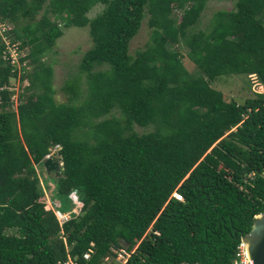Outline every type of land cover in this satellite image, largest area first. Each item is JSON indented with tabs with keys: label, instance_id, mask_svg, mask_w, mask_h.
Returning a JSON list of instances; mask_svg holds the SVG:
<instances>
[{
	"label": "trees",
	"instance_id": "16d2710c",
	"mask_svg": "<svg viewBox=\"0 0 264 264\" xmlns=\"http://www.w3.org/2000/svg\"><path fill=\"white\" fill-rule=\"evenodd\" d=\"M209 1L0 0V20L32 68L17 112L1 93L0 264H103L139 242L129 264L232 263L264 213V0H228L234 9L197 30ZM145 11L150 40L132 56ZM60 22L88 27L93 42L64 84L67 103L56 102L45 61L64 35ZM3 49L0 38V86L17 77ZM232 75L255 77L254 97L227 101L212 87ZM57 148V196L73 211L63 226L37 173Z\"/></svg>",
	"mask_w": 264,
	"mask_h": 264
},
{
	"label": "rangeland",
	"instance_id": "374dc122",
	"mask_svg": "<svg viewBox=\"0 0 264 264\" xmlns=\"http://www.w3.org/2000/svg\"><path fill=\"white\" fill-rule=\"evenodd\" d=\"M235 8V1L228 0H211L208 2L206 9L204 10L202 17L197 30H204L208 27L209 22L214 13L220 10H232ZM104 9L103 5H97L91 9L88 14L89 18H94ZM40 18V17H39ZM150 15L147 11H145V17L141 26V29L138 35L131 41L130 45V54L135 56L136 53L140 50H144L149 43L151 27L149 26ZM60 26L64 31L63 37H61L57 43L55 48L47 54L45 57V61L48 65H51L54 70L53 77V89L56 94L54 96L57 103H67L68 96L63 91L64 84L66 81L72 76L78 73L79 65L81 59L85 52L93 47V42L89 34V28H64L63 22H60ZM24 54L29 53L28 48H22ZM182 53L184 55L183 63L187 70L191 73L196 72L195 66L189 61L187 58V49L183 47ZM23 54V55H24ZM21 70L27 69V73L31 72L32 68L29 65V62L21 63ZM19 70V69H18ZM19 75V72H18ZM25 75V74H24ZM22 75V76H24ZM257 79L252 76L246 75H232V76H223L216 80L212 87L216 90L221 91L224 94L225 100L227 101H237L238 103H244L248 98L254 97V91L258 87V83L254 86ZM20 83V82H19ZM24 86L26 84L20 83V90L23 91ZM25 93V92H24ZM23 93V94H24ZM109 117H120L119 112L114 110ZM154 128L151 127H140L135 125L134 131L138 134L148 133L153 131ZM58 149H52L50 155H57ZM49 155V156H50ZM47 156V157H49ZM44 162V161H43ZM41 167L43 169L37 168V173L39 175V179L41 181V186L43 187L45 194L42 198V202L46 205L47 210H52L53 207H58L59 210L65 212L67 209L66 202L61 200L57 196V186L54 183V180L57 178L58 174L61 172L62 168L59 167L57 162L54 163L52 168H45L42 163Z\"/></svg>",
	"mask_w": 264,
	"mask_h": 264
},
{
	"label": "built area",
	"instance_id": "2783aa9c",
	"mask_svg": "<svg viewBox=\"0 0 264 264\" xmlns=\"http://www.w3.org/2000/svg\"><path fill=\"white\" fill-rule=\"evenodd\" d=\"M12 27L11 25L6 21L0 20V38L2 39V42L4 44V49L2 51V60L6 63L12 66V73H16L17 77H11L15 78L16 83L14 86L11 85V79L9 85H3L0 86V105L4 103L3 96L1 95L2 92H9L11 94L10 96V103L12 104V110L14 112H17L19 104L22 102L20 101V96L23 95L25 90H20V83L22 82V78L26 71H22L21 59L25 58L27 54L25 55L22 51L21 43L20 42H14V34L12 33ZM24 54V55H23ZM19 69V70H18ZM19 72V75H18ZM20 82V83H19ZM22 84H26L27 86H24L27 88L29 86L28 79L25 78V80L22 82ZM58 150L60 148H57ZM173 197L177 199H181V196L178 193H174ZM73 200L77 207L75 209H78L79 211L82 210V203L78 200L77 196H73ZM52 211L54 212L60 226H63L66 222H68L71 217L73 211H67L63 212L58 209L56 206L53 207ZM152 229H149L151 232ZM155 235H160L159 232H154ZM140 243V242H139ZM137 243L133 249H130V246H122L114 251L113 254L108 255L104 260L103 264H129L130 259L132 255L134 254L135 250L138 247ZM84 258L86 260L90 259V253H86L84 255ZM56 264H78L76 259H72L69 257L66 261H60ZM231 264H254V260L251 258L247 244L240 239V242L236 248V252L234 255V258L232 260Z\"/></svg>",
	"mask_w": 264,
	"mask_h": 264
},
{
	"label": "water",
	"instance_id": "95a60500",
	"mask_svg": "<svg viewBox=\"0 0 264 264\" xmlns=\"http://www.w3.org/2000/svg\"><path fill=\"white\" fill-rule=\"evenodd\" d=\"M16 83L15 78L11 79V85ZM59 152V150H57ZM50 155L47 157L43 164L44 167L52 168L54 163L57 162L58 169L63 167V159L60 154ZM241 240L247 244L251 258L254 260V264H264V213L258 215L253 222L252 228L248 234L242 235Z\"/></svg>",
	"mask_w": 264,
	"mask_h": 264
}]
</instances>
